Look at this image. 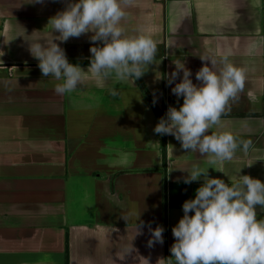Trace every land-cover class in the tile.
Listing matches in <instances>:
<instances>
[{
  "label": "crops",
  "instance_id": "1",
  "mask_svg": "<svg viewBox=\"0 0 264 264\" xmlns=\"http://www.w3.org/2000/svg\"><path fill=\"white\" fill-rule=\"evenodd\" d=\"M64 6L0 0V264H168L182 202L203 182L184 184L181 169L204 158L153 132L167 107L182 103L165 77L183 62L198 84L204 52L226 54L244 70L238 101L211 131L250 140L251 148L208 175L264 182V0H132L125 35L147 34L157 44L139 78L144 89L136 79L101 82L88 73L91 33L60 42L47 29ZM52 38L70 63L86 62L71 94H56L58 81L43 77L28 51L27 40ZM138 213L137 224L163 227L162 244L148 247V229L134 235L133 221L122 218ZM256 213L264 218L259 206Z\"/></svg>",
  "mask_w": 264,
  "mask_h": 264
},
{
  "label": "clouds",
  "instance_id": "2",
  "mask_svg": "<svg viewBox=\"0 0 264 264\" xmlns=\"http://www.w3.org/2000/svg\"><path fill=\"white\" fill-rule=\"evenodd\" d=\"M26 2L42 5L45 0ZM62 2L63 10L48 19L47 29L58 33L55 38L60 42L91 33L87 71L98 81L133 82L154 63L157 44L153 38L139 32L125 35L121 25L132 0ZM27 41L41 75L58 81L53 88L56 94H71L83 84L84 71L68 61L53 38L46 43L38 39ZM97 41L100 46H96ZM197 55L201 67L194 76L199 83H193V73L183 62L174 63V70L165 79L171 93L182 98V103L178 108L169 105L153 127L157 135H171L186 153H199L204 158L188 169H181L187 173L179 178L184 184L201 178L203 182L195 189L193 198L182 202L183 215L171 228L174 242L169 249L168 264H264V218H256V206L264 211V182L247 174L238 175L231 183L208 175L209 167L223 173L221 163L231 161L238 149L247 153L251 148L250 140L239 139L228 131H211L221 125V117L238 101L245 72L232 64L226 54ZM107 91L111 96L119 94L115 88ZM152 102L156 103L155 98ZM105 195L119 204L117 194L106 189ZM138 217L139 213L134 218L122 216L126 222L133 221L134 235L143 234L145 227L148 229V247L162 244L163 227L152 228L142 221L137 224Z\"/></svg>",
  "mask_w": 264,
  "mask_h": 264
},
{
  "label": "trees",
  "instance_id": "3",
  "mask_svg": "<svg viewBox=\"0 0 264 264\" xmlns=\"http://www.w3.org/2000/svg\"><path fill=\"white\" fill-rule=\"evenodd\" d=\"M75 63H77V64L83 63V64H84V63H86V62H75ZM136 80H137V82L139 83L140 87L143 88L141 82L139 81V78L136 79ZM143 89H144V88H143ZM144 93L146 94V97H147L148 101L151 102V100H150V98H149V96H148V94H147V92H146L145 90H144Z\"/></svg>",
  "mask_w": 264,
  "mask_h": 264
}]
</instances>
